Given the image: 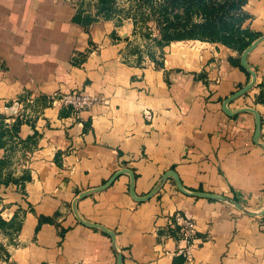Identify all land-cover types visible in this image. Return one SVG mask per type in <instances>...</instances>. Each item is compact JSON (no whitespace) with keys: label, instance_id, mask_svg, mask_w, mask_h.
Instances as JSON below:
<instances>
[{"label":"crops","instance_id":"0c3cea01","mask_svg":"<svg viewBox=\"0 0 264 264\" xmlns=\"http://www.w3.org/2000/svg\"><path fill=\"white\" fill-rule=\"evenodd\" d=\"M77 4L0 0V115L21 120L23 139L11 152L0 148V158L10 153L3 171L17 179L0 184V264H115L109 236L78 223L70 203L120 168L132 172L137 196L173 170L186 190L259 210L264 152L251 141L254 116L221 110L248 80L230 62L239 55L220 43H172L160 65L125 62L129 31L93 17L91 5L74 20ZM242 9L243 26L263 35L264 0ZM246 64L255 83L227 107L253 108L264 144V103L256 101L264 87L255 86L264 77V40ZM67 93L97 100L75 112L59 100ZM128 182L120 174L75 204L81 219L113 233L121 264H264V213L184 195L170 178L137 202ZM176 213L193 223L192 238L174 223Z\"/></svg>","mask_w":264,"mask_h":264},{"label":"trees","instance_id":"16d2710c","mask_svg":"<svg viewBox=\"0 0 264 264\" xmlns=\"http://www.w3.org/2000/svg\"><path fill=\"white\" fill-rule=\"evenodd\" d=\"M126 1L129 4V8L123 11V8L115 6L114 0H87V2L78 0L74 20L77 21L79 13L91 5L93 17L101 16L107 19L112 13L118 11L132 21L134 30L137 27V23L145 25V31L141 35L150 40L157 48H162L172 43H220L234 50L238 55L251 41L260 36L259 32L243 26L244 21L248 17L242 9L246 0ZM90 2L92 3L90 4ZM148 22L151 23V26L146 24ZM230 62L238 66L248 77V74L240 67L238 58L230 59ZM255 86L263 88L264 77ZM247 92L243 96H246ZM256 101L264 103V97L261 96V92L256 97ZM20 123L21 120L17 117L9 124L5 123L4 116L0 115V148L11 152L15 144L23 141L18 136ZM33 135L37 134L33 132L30 136ZM30 136L24 140L27 141ZM9 154H4L0 158V184L3 185L17 181L10 171H3L9 163ZM39 221H49V219L39 217Z\"/></svg>","mask_w":264,"mask_h":264},{"label":"water","instance_id":"95a60500","mask_svg":"<svg viewBox=\"0 0 264 264\" xmlns=\"http://www.w3.org/2000/svg\"><path fill=\"white\" fill-rule=\"evenodd\" d=\"M264 40V34L258 36L257 38H255L253 41H251L249 43V45L247 47H245L239 54V65L240 67L248 74V80L246 81V83H244L241 87H239L238 89H236L235 91H233L230 95H228L227 97H225L222 102H221V110L224 112V114H226L227 116H232L233 114L237 113V112H242V111H246V112H250L253 114L254 116V127H253V132H252V136H251V141L258 146L263 152H264V144H262L259 140H258V136H259V127H260V120H259V116L257 114V112L251 108V107H241L238 108L236 110H230L227 107V104L232 102L233 100L237 99L238 97L242 96L245 92H247L255 83V74L254 72L247 66L246 64V56L254 49V47L260 42ZM120 174H127L128 178H129V182H128V193L131 196V198L137 202H141L144 201L146 199H148L150 196H152L153 193H155L160 186L163 184V182L167 179L170 178L172 179L175 188L182 194L184 195H188V196H195V197H200V198H206V199H211V200H217V201H221L224 202L226 204H229L230 206H232L233 208H235L236 210L247 214V215H261L264 213V200H263V204L260 207L259 210L257 211H252V210H248L247 208L243 207L242 205H240L237 201H234L230 198L224 197V196H220L217 194H213V193H208V192H199V191H189L183 188V186L181 185L176 173L173 170H167L164 173L161 174V176L158 178V180L155 182V184L152 186V188L144 195L142 196H137L134 194L133 191V175L132 172L127 169V168H120L116 171H114L102 184L92 187V188H88L86 190H83L79 193H77L74 198L71 200L70 203V207H71V211L73 216L75 217L76 221L82 225L88 226V227H92V228H96L98 230H100L101 232L105 233L106 235L109 236V238L111 239L112 242V246H113V251L115 254V264H121V256L119 251L115 248L114 246V238H113V233L106 229L105 227L96 224V223H90L87 222L83 219H81L79 217V215L76 212V201L81 199L82 197L103 190L106 187H108L112 181Z\"/></svg>","mask_w":264,"mask_h":264},{"label":"rangeland","instance_id":"374dc122","mask_svg":"<svg viewBox=\"0 0 264 264\" xmlns=\"http://www.w3.org/2000/svg\"><path fill=\"white\" fill-rule=\"evenodd\" d=\"M87 2V0H85ZM115 6L118 8H123V11H126L129 8V4L126 3V0H114ZM92 2H90L91 4ZM119 12L116 11L112 13L110 17L107 19L102 18L101 16H97L98 19L103 21L111 22L114 27H117V29L122 30L123 28L125 30H128V41L124 43V46L122 47V55L121 57L124 59L125 62H131V63H139L140 57L147 58L150 61L157 62V64L160 65L162 62V53L163 48H157L150 40L143 37L141 34L145 31V25L137 23V27L134 30L132 21L124 17L122 14H118ZM148 26H151V23H146ZM131 29V30H130ZM264 191V189H263Z\"/></svg>","mask_w":264,"mask_h":264},{"label":"built area","instance_id":"2783aa9c","mask_svg":"<svg viewBox=\"0 0 264 264\" xmlns=\"http://www.w3.org/2000/svg\"><path fill=\"white\" fill-rule=\"evenodd\" d=\"M58 97L63 105L69 106L75 112L87 108L97 100L96 97L81 93H67L59 95ZM174 223H176L180 227V230L182 231L184 237L192 238V236L194 235V225L188 218H185L176 213L174 215ZM189 255L190 253L186 252L185 258L188 259Z\"/></svg>","mask_w":264,"mask_h":264}]
</instances>
